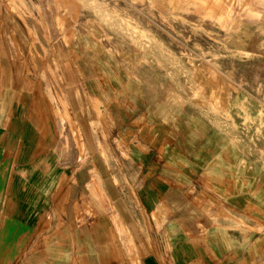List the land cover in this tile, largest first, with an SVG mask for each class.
I'll list each match as a JSON object with an SVG mask.
<instances>
[{
	"label": "crops",
	"instance_id": "0c3cea01",
	"mask_svg": "<svg viewBox=\"0 0 264 264\" xmlns=\"http://www.w3.org/2000/svg\"><path fill=\"white\" fill-rule=\"evenodd\" d=\"M17 24L0 14V264H264V136L226 125L221 80L201 77L196 97L78 41L81 55L58 63L72 62L74 110L96 111L83 94L101 103L102 147L90 133L88 162L73 147L34 165L59 144Z\"/></svg>",
	"mask_w": 264,
	"mask_h": 264
},
{
	"label": "rangeland",
	"instance_id": "374dc122",
	"mask_svg": "<svg viewBox=\"0 0 264 264\" xmlns=\"http://www.w3.org/2000/svg\"><path fill=\"white\" fill-rule=\"evenodd\" d=\"M0 14L16 20L32 40L26 71L36 96L48 102L43 129L59 144L43 147L34 165L45 161L42 156L61 163L73 147L81 151V163L88 162L90 133L102 147L101 103L83 94L81 105L91 100L96 111L74 110L67 91L76 80L62 77L63 70L73 75L72 62L81 55L78 41L86 38L83 47L95 57L106 51L112 56L113 70L122 65L130 73L164 75L177 88H192L196 97L205 92L201 77L221 80L229 103L221 112L226 125L244 137L264 136V0H0ZM18 24L15 39L23 38ZM59 54L70 65L61 67Z\"/></svg>",
	"mask_w": 264,
	"mask_h": 264
}]
</instances>
